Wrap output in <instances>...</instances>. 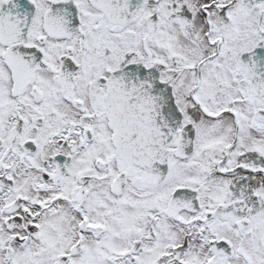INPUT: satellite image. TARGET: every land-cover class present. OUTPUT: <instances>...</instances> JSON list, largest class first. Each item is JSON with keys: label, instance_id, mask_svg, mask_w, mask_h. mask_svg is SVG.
I'll list each match as a JSON object with an SVG mask.
<instances>
[{"label": "snow or ice", "instance_id": "1", "mask_svg": "<svg viewBox=\"0 0 264 264\" xmlns=\"http://www.w3.org/2000/svg\"><path fill=\"white\" fill-rule=\"evenodd\" d=\"M0 264H264V0H0Z\"/></svg>", "mask_w": 264, "mask_h": 264}]
</instances>
